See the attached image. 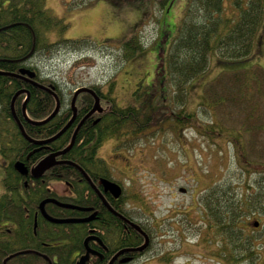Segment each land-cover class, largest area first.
<instances>
[{
    "label": "trees",
    "instance_id": "1",
    "mask_svg": "<svg viewBox=\"0 0 264 264\" xmlns=\"http://www.w3.org/2000/svg\"><path fill=\"white\" fill-rule=\"evenodd\" d=\"M96 1L68 0V5L70 8H80ZM174 1L115 2H135L152 8V12L166 13ZM155 20L158 21V18ZM68 26L63 18L51 12L46 0H0V71L16 72L22 67L29 68L36 73L39 83L54 86L59 98L56 114L44 123L34 124L22 119L21 105L25 93L17 95L13 102L14 111L24 131L32 138H47L56 134L71 115L70 99L73 90L85 85L74 81L67 92L56 80L40 72V62L44 63L45 57H50L59 49L82 50L95 45L89 38H63L62 34ZM137 33H130L122 41L120 48L123 59H129L142 51L143 46ZM162 53L165 54L163 68H160L161 64L158 67L160 62L156 68L161 74L165 71L159 86L166 88L167 92H162L161 97L154 101L129 102L120 106L112 96L111 82L106 84V88L97 83L86 84L98 95L101 111L93 112L81 123L73 144L63 156L87 169L91 161L95 162L92 157L107 139L130 146L138 139L146 138L148 129L152 127L161 129L164 123L170 122L179 126L191 125L198 115L204 116L206 127H209L208 130L204 127V136L213 140L216 135L226 134L228 145L245 167L236 182L215 181L203 189L197 195L196 211L190 216L185 214V217H180L181 227H187V230L190 228L196 233L203 230L206 235L203 241L209 244L212 241L218 257L231 264L264 261V221L256 220L258 226L251 229H247L246 225L250 215L264 214V68L253 62V58H257L256 54L264 55V0H186L175 34ZM214 60L220 64V68L203 85V99L198 110L188 112L185 109L188 85L200 78ZM23 87L29 93L25 111L31 120L44 119L55 107L54 97L46 90L27 84L19 77L0 74V148L8 151L9 156L7 154L6 157L11 161L23 159L22 153L31 147L19 132L10 106L13 94ZM137 91L135 94L139 95ZM92 103L93 97L89 93H79L75 100L77 117H82ZM72 128L69 126L50 141V149L63 148L71 138ZM82 150H86L84 161H80ZM46 152L44 148V151L39 149L32 153L31 163H35ZM96 161L100 169L103 168V161L100 158ZM249 166L257 168L256 175L247 170ZM77 175L78 170L71 165L51 167L42 178L35 180V202L43 196L52 195V189L46 187L50 182L70 177L74 181ZM8 182L6 178L1 184L8 191L4 196H13L15 192L8 186ZM125 195L132 200L131 193L126 192ZM133 211L129 207L125 214L136 220ZM137 222L152 239V231L140 220ZM62 226L71 227L63 235L69 240L70 235L77 232L72 223H64ZM134 234L140 241V234L131 229L130 242L135 240ZM36 235H40L39 232ZM69 245L70 242L63 244L64 249L59 252L58 261H53V264H73L67 260ZM44 253L49 257L47 251ZM6 264L48 262L42 253L35 252L14 255Z\"/></svg>",
    "mask_w": 264,
    "mask_h": 264
},
{
    "label": "rangeland",
    "instance_id": "2",
    "mask_svg": "<svg viewBox=\"0 0 264 264\" xmlns=\"http://www.w3.org/2000/svg\"><path fill=\"white\" fill-rule=\"evenodd\" d=\"M115 1L97 0L84 7L70 8L68 0H46L51 12L69 24L63 38H89L95 45L82 50L59 49L45 57L44 63L40 62V72L56 80L67 92L74 81L85 85L97 83L103 88L111 82L112 96L120 106L154 101L167 92L159 86L165 71L161 74L158 67L161 64L163 68L162 52L175 34L186 0H175L166 13L152 12L144 4ZM136 32L143 49L123 59L122 41ZM256 56L253 62L264 68L263 53ZM219 68L220 64L214 60L200 78L190 82L185 104L188 112L198 110L203 85ZM206 126L205 117L198 115L191 125L170 122L161 129L152 127L146 138L130 146L107 139L98 148V154L111 164L126 192L133 195L130 208L134 209V218L152 231L150 245L133 264H231L218 257L212 241L211 244L203 241L206 238L203 230L196 233L181 227L180 217L196 211L197 195L203 189L215 181L236 182L245 167L228 145L226 134L210 140L204 136ZM256 169L249 166L247 170L256 175ZM255 220L263 222L264 214L250 215L247 229L253 227ZM254 264L264 261L257 260Z\"/></svg>",
    "mask_w": 264,
    "mask_h": 264
},
{
    "label": "flooded vegetation",
    "instance_id": "3",
    "mask_svg": "<svg viewBox=\"0 0 264 264\" xmlns=\"http://www.w3.org/2000/svg\"><path fill=\"white\" fill-rule=\"evenodd\" d=\"M16 72H18V70ZM19 79L33 86H36L33 81L39 82L36 75L29 79L27 75H22ZM19 90L28 91L26 87ZM21 114L24 121L30 122L27 119L29 117L26 111L23 112L21 109ZM72 114L71 111V115ZM82 117H77L75 113L74 119L70 124V126H73L72 131H74ZM17 118L19 119L18 116ZM23 138L31 144L27 152L22 153L24 154L23 159L17 158L11 161L10 158L6 157L8 151H4L0 148L1 264H3V260L6 256L13 253L22 254L37 252L45 255L47 254L44 253L45 251L48 252L51 264H53V261H58L59 252L64 249L63 244L67 242L71 244L68 248L69 255L67 260H69V263L81 264L78 263V259L80 256L86 254V252L87 257L82 264H108L110 260H112L110 264L135 263L148 247L141 252L132 250V248L138 247L144 239L143 236L126 221V219H128L129 221L139 224V222L125 214L126 210L130 207V200L125 195L126 191L123 184L113 175V167L111 164L108 163L104 157L99 155L97 150L92 157L95 162L91 161L89 168L86 169L80 165L86 172L89 180L83 172L78 169V175L74 181L73 177H70L65 180H54L50 182L46 187L52 189V195L43 196L35 202V180L42 177H34L31 169L44 156L59 151L62 148L51 150V146H49L48 143L36 144L33 142L42 140L43 138L31 137L33 141L26 139L24 136ZM44 148L47 152L35 163H31V154L39 149L44 151ZM85 153L86 150L80 152V161H84ZM7 156H9V154ZM97 158H100L104 163L101 169L100 166L97 165ZM56 159L62 161L68 160L63 155L57 156ZM17 161L24 165V172L20 171L15 165ZM8 172L9 175H6ZM6 178L9 179L7 183L8 186L15 192L13 196H4V194H8V191L4 190L1 184ZM104 180L118 183L121 187V192L116 196L113 190L104 186ZM42 181H45V179H42ZM48 198H53L61 203L71 205L65 206L51 200L46 201L43 204V208L48 216L55 219L74 218L77 219V221L53 222L45 217L41 212L39 203ZM51 222L53 224H51ZM64 223H72L75 225L74 228H76L77 232L75 235H70V240L68 237L63 236L64 233L71 228L62 226ZM131 229H134L140 234V241L138 240V236L134 234L133 237L135 240L133 243L130 242V236L132 237ZM37 232H39L40 235H36ZM86 238L88 239L85 245L84 241ZM149 240H151L150 237Z\"/></svg>",
    "mask_w": 264,
    "mask_h": 264
},
{
    "label": "water",
    "instance_id": "4",
    "mask_svg": "<svg viewBox=\"0 0 264 264\" xmlns=\"http://www.w3.org/2000/svg\"><path fill=\"white\" fill-rule=\"evenodd\" d=\"M18 73H19V74H17V73L5 72V71H0V74H6V75H9V76H22V75H27L28 79L34 77V75H35V72H34V71H32V70H30V69H27V68H20V69L18 70ZM33 82H34V84H35L36 86H38V87H40V88L46 90V91L49 92L51 95H53V97H54V99H55V107H54L53 111H52V112H51L46 118H44L43 120H41V121H33V122H32V123H34V124H41V123H44V122L48 121L49 119H51V118L56 114V112H57V110H58V108H59V99H58L56 93L54 92V90H53L54 87H53L52 85H49V86H43L42 84H40V83H38V82H36V81H33ZM23 91H24V90H18V91L12 96V99H11V110H12V115H13L14 119H15L16 122L18 123V127H19V129H20L22 135H23L26 139H28V140H30V141H33V140H32L30 137H28V135H26V133L24 132L23 127L21 126L20 122L18 121V119H17V117H16V115H15V113H14V110H13V102H14L16 96H17L19 93L23 92ZM81 92H87V93H89V94L93 97V100H94V101H93V105H92V107H91L90 110H89V111H88V112L82 117V119L80 120V122H79L78 125L76 126L75 131H74V133H73V135H72V137H71V140H70L69 144H68L66 147H64L63 149L59 150V151H56V152H53V153H50V154L44 156L42 159H40V160L34 165V167H32L31 171H32V174H33L34 177H36V178H37V177H40V176L44 173L45 170L49 169L50 167H52V166H54V165H56V164H58V163H61L62 161H58V160H56V156L59 155V154H63L64 152H66V151L71 147V145H72L73 142H74V138H75L76 131H77L78 127L81 125V123H82V122H83L88 116H90L93 112H95V111H101V106H100V104H99V97H98V95L95 93V91H94L93 89L89 88V87H86V86L78 87V88L75 89V91H74V93H73V96H72V99H71V107H72V112H73V114H72L71 118L67 121V123H66V124H65V125H64V126H63V127L57 132V133H56V134H54V135H52V136H50V137H48V138H45V139H43V140H38V141L36 140V141H33V142H35L36 144L48 143V142L52 141L53 139L57 138L61 133H63V132H64V131L70 126L71 122H72L73 119H74L75 112H76V111H75V107H74V101H75V99H76V96H77L79 93H81ZM25 93H26V95H27V97H28L29 93H28L27 91H25ZM24 109H25V102H23V104H22V110L24 111ZM65 162H66V163H69V164H72V165H74V166H76L78 169H80V170L83 172V174H84V175L86 176V178L88 179V176L86 175V173H84V171H83L78 165H76V164H74V163H72V162H70V161H65ZM15 165L20 169V171H22V172L25 171V169H24V167H23L24 165H23L21 162H18V161H17V162H15ZM88 180H89V179H88ZM103 184H104V186H105L106 188H110L111 190H113V193H114L116 196H117V195L120 193V191H121L120 186H119L118 184L114 183V182H110V181L104 180V181H103ZM92 186H93V185H92ZM181 190H182V189H181ZM49 200L54 201V202H56V203H58V204H60V205L71 206V205H67V204L61 203V202H59V201H57V200H55V199H53V198L44 199V200H42V201L40 202L39 207H40V209H41L42 214H43L45 217H47V218H48L49 220H51V221H58V222H75V221H77V219H74V218H69V219H55V218H53V217L48 216V215L46 214V212L44 211L43 204H44L46 201H49ZM126 221L130 224V226H131L132 228H134L135 230H137L139 233H141V234L143 235V237H144V242H143L141 245H139L138 247L132 248V250L142 251V250L148 245V240H149V239H148V236H147L146 233L140 228V226H139L138 224H136V223H134V222H132V221H129L128 219H126ZM252 225H253L254 227L258 226V221H254ZM87 239H88V238H86L85 241H84V244H85V245H86ZM12 255H13V254L7 256V258L10 257V256H12ZM44 257L47 259L46 256H44ZM86 257H87V252H86V254H84V255H82V256L80 257V261H79V263L82 264V263L84 262V260L86 259ZM111 261H112V260H110L108 264H110ZM4 263H5V260L3 261V264H4Z\"/></svg>",
    "mask_w": 264,
    "mask_h": 264
}]
</instances>
